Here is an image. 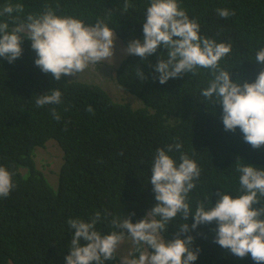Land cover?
<instances>
[{"label":"trees","instance_id":"16d2710c","mask_svg":"<svg viewBox=\"0 0 264 264\" xmlns=\"http://www.w3.org/2000/svg\"><path fill=\"white\" fill-rule=\"evenodd\" d=\"M8 2L0 0V9ZM129 2L134 6L125 12V0H11L24 5L21 19L43 12L48 4L57 15L72 16L85 25L103 20L125 49L130 41L143 42L149 6V0ZM178 3L198 23L201 37L226 44L232 32L239 37L219 67L229 71L233 82L254 83L264 70L255 63L257 51L264 48V0ZM217 9H227L230 15L221 18ZM4 20L10 29L14 27L8 16L0 17V22ZM21 48L22 55L13 63L0 58V166L12 173L15 185L7 198H0V264H66L73 235L69 219L89 222L99 212L95 227L102 235L119 231L111 227L114 216L130 217L133 224L144 219L157 204L150 177L158 148L166 150L179 142L181 150L167 154L177 164L180 155L186 154L198 165L201 174L187 199L193 214L206 197V205L215 206L218 192L236 198L238 158L245 165L264 168V146L253 149L239 128L225 131L222 105L201 95L212 78L210 70L197 68L195 75L184 73L159 83L155 66L167 59L162 45L143 59L125 55L116 66L114 81L138 100L136 107L114 101L97 85L70 81L67 75L56 81L35 65L38 57L31 41L23 39ZM138 68L144 80L137 76ZM55 89L62 94L61 103L37 108L36 97ZM49 140L58 144L63 155L54 183L34 161V149ZM194 222L193 216L184 221L178 214L161 234L163 240L172 241L180 224L187 223L189 232L179 238L193 237L190 248L198 250L194 264H256L250 253L238 258L214 242L215 221L191 230ZM80 243L86 246L87 242ZM131 252L138 258L134 245ZM118 260L116 254L104 264Z\"/></svg>","mask_w":264,"mask_h":264},{"label":"clouds","instance_id":"9594fccd","mask_svg":"<svg viewBox=\"0 0 264 264\" xmlns=\"http://www.w3.org/2000/svg\"><path fill=\"white\" fill-rule=\"evenodd\" d=\"M133 6L125 0L123 10L126 12ZM216 11L221 18L230 15L227 9ZM21 13H24V5L12 4L11 0L0 9V17L8 16L14 25L10 29L8 20L0 22V58L9 63L22 55L23 39L31 41L38 57L35 65L43 73H51L56 81L61 79L62 74L78 76L90 64L112 61L116 37L103 20L85 25L72 16L57 15L48 4L44 5L43 12L27 14L24 19L20 18ZM144 15L143 42L130 41L125 54L143 59L156 53L161 45L167 49V59L162 58L155 66L161 84L184 73L195 75L197 68L210 70L212 78L201 95L213 100L214 104L222 105L224 130L235 132L239 128L244 141L253 149L264 146V70L259 72L254 83L244 82L241 85L230 79L229 71L219 67V61L231 50L234 51L239 37L232 32L227 44L201 37L198 23L189 19L178 0H149ZM255 63L264 68V48L257 51ZM137 76L145 79L139 68ZM61 96L58 89L38 96L36 107L59 104ZM52 115L60 120L55 109H52ZM181 148L182 144L177 142L168 145L166 150H156L150 184L157 204L144 219L133 224L130 217L114 216L111 227L119 231L108 235L96 230L95 226L101 219L99 212L89 222L79 218L67 221L73 235L70 254L65 257L66 264H104L106 260H114L126 237L131 239L139 256L135 258L130 251L121 264H194L198 259V250L194 252L190 248L193 237L179 238L182 233L189 232L187 223L180 224L176 238L168 243L161 235L178 214L184 221L190 215L194 217L191 230L215 221L216 244L230 250L238 258L250 253L256 264H264V168L245 165L238 158L236 172L239 173V189L236 198L218 192L215 206H207L206 197L205 202L197 203L193 214L187 199L201 173L196 162L186 154L180 155L179 164L167 154ZM14 187L12 173L0 166V198H7ZM256 204H261V207L254 209ZM81 240L87 242L86 246H81ZM149 248L153 250L151 254Z\"/></svg>","mask_w":264,"mask_h":264},{"label":"rangeland","instance_id":"374dc122","mask_svg":"<svg viewBox=\"0 0 264 264\" xmlns=\"http://www.w3.org/2000/svg\"><path fill=\"white\" fill-rule=\"evenodd\" d=\"M124 50L125 48L121 42L115 39L112 61H103L97 65L90 64L88 68H86L83 73L78 74V76H68V80L98 85L105 90L114 101H127L130 102L133 107L138 106V100L136 101L132 95L122 90L114 81L116 66L126 55ZM34 154L36 167L48 178L50 183H54L57 172L63 162L62 151L58 144L55 141L47 142L43 147L35 148ZM132 246L131 239L126 237L117 249V256L119 258L118 264H121L123 257L132 250Z\"/></svg>","mask_w":264,"mask_h":264}]
</instances>
